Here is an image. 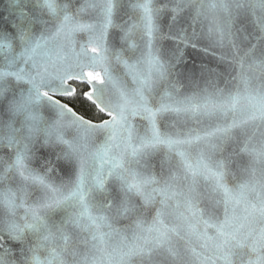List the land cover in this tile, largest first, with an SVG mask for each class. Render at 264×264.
<instances>
[{
  "label": "snow or ice",
  "instance_id": "obj_1",
  "mask_svg": "<svg viewBox=\"0 0 264 264\" xmlns=\"http://www.w3.org/2000/svg\"><path fill=\"white\" fill-rule=\"evenodd\" d=\"M0 264H264V0H0Z\"/></svg>",
  "mask_w": 264,
  "mask_h": 264
}]
</instances>
